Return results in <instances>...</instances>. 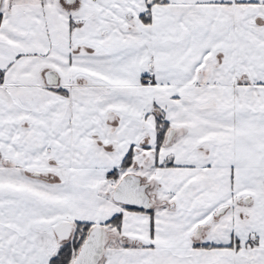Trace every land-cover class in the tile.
<instances>
[{
	"label": "snow or ice",
	"instance_id": "obj_1",
	"mask_svg": "<svg viewBox=\"0 0 264 264\" xmlns=\"http://www.w3.org/2000/svg\"><path fill=\"white\" fill-rule=\"evenodd\" d=\"M0 264H264V0H0Z\"/></svg>",
	"mask_w": 264,
	"mask_h": 264
}]
</instances>
